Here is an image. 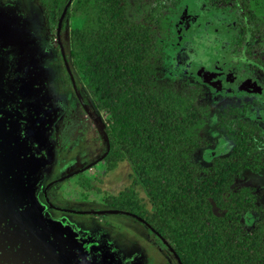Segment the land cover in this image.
Wrapping results in <instances>:
<instances>
[{
  "label": "trees",
  "instance_id": "obj_1",
  "mask_svg": "<svg viewBox=\"0 0 264 264\" xmlns=\"http://www.w3.org/2000/svg\"><path fill=\"white\" fill-rule=\"evenodd\" d=\"M55 1L57 23L60 0ZM246 1H233L241 27L262 35ZM177 2H73L85 19L71 30L66 56L95 108L108 115L106 162L112 168L128 158L154 210L131 187L121 192L125 202L111 199L110 205L145 218L183 264H264V204L256 202L252 187L234 189L247 169L264 170L263 127L242 117V111L225 114L222 127L234 140L228 154L207 165L195 161L206 144L200 133L208 114L203 85L160 78L167 14ZM253 211L257 217L248 221Z\"/></svg>",
  "mask_w": 264,
  "mask_h": 264
},
{
  "label": "rangeland",
  "instance_id": "obj_2",
  "mask_svg": "<svg viewBox=\"0 0 264 264\" xmlns=\"http://www.w3.org/2000/svg\"><path fill=\"white\" fill-rule=\"evenodd\" d=\"M69 1H59V17ZM233 1L237 3L236 0H178L167 14L169 36L163 40L166 62L161 69L160 78L165 82L173 80L176 83L203 85L202 98L203 103L207 104L208 114L200 133L205 137L206 144L194 155L195 161L201 165H207L215 156L228 154L234 144L233 138L222 127L223 115L242 111V117L261 124L264 132V0L246 1L248 10L256 14L253 26L262 35H254L250 30L241 27L243 22L239 18L240 9ZM73 2L74 0L70 2V8L66 11L59 35L58 22L54 19L55 0H0V34L5 42H29L24 47V55L26 58H35L28 78V91L53 99L54 106L58 97H64L71 92L74 94L70 87L71 80L64 53H68L70 49L71 30L83 24L85 14L75 10ZM244 36L246 40L243 42ZM74 74L78 81V74ZM80 89L90 109L96 112L84 86ZM79 111L80 122L86 114L81 108ZM107 117L105 114L103 120H98L105 131ZM77 133L79 132L72 136L73 151L65 156H58L52 150L45 153L40 163L39 159L34 160L33 164L37 163L38 167H35L39 168V176L50 170L51 177L59 179L63 176V168L68 169L75 164L74 156L81 150L89 154V157L85 156L87 160L95 159L102 151L106 153L105 135L101 134L96 125L85 131L82 137L77 136ZM101 157L92 163L97 171L91 174L92 181L78 182L79 175L63 181L60 183L63 196L61 194L56 197L50 189L53 200L72 211L90 207L119 209L111 207V199L117 197L118 199L114 198L117 204L125 202L120 192L131 187L154 210L153 202L143 184L135 182L136 175L129 159L123 158L109 168L106 160H101ZM95 169L88 170L87 174ZM242 186L252 187L256 202L264 204V170L247 169L236 181L234 189L238 190ZM87 195L89 199H86ZM77 215L72 221L73 227L68 218L64 217L66 225L75 232L76 237L85 236L90 239L87 243L89 247L96 244L102 246V252L108 260H115L114 264H178L164 241L133 214L104 212L96 218L92 214ZM256 217L257 212L253 211L247 220L253 221ZM20 235L25 241L19 248V253L26 249L27 241H30L27 233ZM43 236L32 238L39 241ZM93 251L95 250L89 248L90 259ZM98 252L102 254L101 250Z\"/></svg>",
  "mask_w": 264,
  "mask_h": 264
},
{
  "label": "flooded vegetation",
  "instance_id": "obj_3",
  "mask_svg": "<svg viewBox=\"0 0 264 264\" xmlns=\"http://www.w3.org/2000/svg\"><path fill=\"white\" fill-rule=\"evenodd\" d=\"M16 44L20 46L14 48ZM28 44L27 41L5 42L0 34V264H114L115 260H108L102 252V246L89 247L90 239L76 237L64 219L67 217L73 227L75 215L92 214L96 218L103 213L95 211L106 209L90 207L72 211L57 204L50 190L56 197L63 196L60 183L78 175V182L92 181L91 174L97 173L92 163L103 156L104 151L92 160H87L85 156L89 157V154L85 150L76 152L75 164L63 168V176L59 179L52 178L50 170L39 176V168L35 167L38 165L33 164L36 158L39 163L43 161L45 153L52 150L58 156L73 151V134L78 131L77 136L82 137L95 125L99 129L95 120H103L104 115L96 108V112L90 109L86 98L81 95L83 85H78L76 80L79 96L68 69L74 94L58 97L54 106L53 99H47L41 93H30L27 83L35 58L25 57L24 47ZM80 108L86 116L79 122ZM106 156L101 160L105 161ZM92 169L95 171L87 174ZM86 199H89L88 195ZM23 232L33 242L27 241L26 249L19 253L25 241L20 235ZM37 236L45 238L34 241L32 237ZM89 248L95 250L91 259ZM26 254L28 257H24ZM40 254L43 258L39 257Z\"/></svg>",
  "mask_w": 264,
  "mask_h": 264
},
{
  "label": "water",
  "instance_id": "obj_4",
  "mask_svg": "<svg viewBox=\"0 0 264 264\" xmlns=\"http://www.w3.org/2000/svg\"><path fill=\"white\" fill-rule=\"evenodd\" d=\"M72 0L69 1V3L66 5V7L64 8V11L62 13V15L60 16L59 18V21H58V33L60 35V29H61V26H62V23H63V19L65 17V14H66V11L67 9L69 8V4ZM64 57H65V62H66V66H67V69L70 73V76L72 78V81L74 83V86L77 90V93L79 94V96L81 97L80 95V92L78 90V87H77V84H76V79H75V76L71 70V67H70V64L68 62V59H67V56L66 54L64 53ZM95 122L98 124L99 126V129L100 131L102 132L103 135H105V140L107 142V150H106V153L103 154V156L101 158H104L109 150H110V139H109V136L107 134V132L105 131V129L100 125V123H98L97 120H95ZM95 163V162H94ZM95 212H100V213H104V212H126V213H129V214H133L135 215L136 217H138L140 220H142L143 222H145L163 241L164 243L168 246L169 250L174 254V256L176 257L177 261L179 262V264H183L182 263V260L179 256V254L177 253V251L175 250V248L173 247V245L158 231L156 230L145 218H143L142 216L134 213V212H131V211H126V210H122V209H106V210H100V211H95Z\"/></svg>",
  "mask_w": 264,
  "mask_h": 264
},
{
  "label": "bare ground",
  "instance_id": "obj_5",
  "mask_svg": "<svg viewBox=\"0 0 264 264\" xmlns=\"http://www.w3.org/2000/svg\"><path fill=\"white\" fill-rule=\"evenodd\" d=\"M19 46H20V44H16V45L14 46V48L19 47Z\"/></svg>",
  "mask_w": 264,
  "mask_h": 264
},
{
  "label": "crops",
  "instance_id": "obj_6",
  "mask_svg": "<svg viewBox=\"0 0 264 264\" xmlns=\"http://www.w3.org/2000/svg\"><path fill=\"white\" fill-rule=\"evenodd\" d=\"M39 257H42L43 258V254H40Z\"/></svg>",
  "mask_w": 264,
  "mask_h": 264
}]
</instances>
